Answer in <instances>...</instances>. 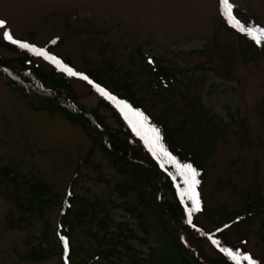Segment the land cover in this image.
<instances>
[{"label":"rangeland","instance_id":"374dc122","mask_svg":"<svg viewBox=\"0 0 264 264\" xmlns=\"http://www.w3.org/2000/svg\"><path fill=\"white\" fill-rule=\"evenodd\" d=\"M229 1L235 6L230 10L233 23H238L233 28L227 26L225 10L220 9L225 0H0V59L20 57L21 52H13L18 46L33 55L36 64L54 69L59 76L70 70L67 62L88 72L70 73L76 99L67 98L61 104L74 112L82 107L97 108L110 128H117L116 119L109 109L98 108L100 91L88 75L101 73L109 91L113 79L140 91L158 79L155 67L163 70L168 83L162 81L163 86H169L172 95L140 100L151 115L166 117L169 124L179 123L187 129L192 116L199 118L200 129L206 122V130L216 123L224 130L202 164L204 207L195 214L205 232L212 234L249 198H264V51L247 50L248 44L238 32L244 25L251 40H264V0ZM255 25L263 27L258 28L260 33L252 28ZM3 41L9 46L2 45ZM146 58L154 64L148 65ZM22 76H29L30 83H23L20 74L0 68V168L10 167L50 186L54 203L46 217L51 242L42 246H58L57 220L69 203L67 193L73 195L70 209L79 204V197L96 199L109 209L111 201H120L113 189L121 179L117 171L121 168L113 165L112 158L94 144L82 125L42 103L43 96L51 95L43 92L30 73ZM183 93L200 105V114ZM60 95L58 99L67 97ZM191 139L195 142L197 136L192 134ZM3 178L0 174V264H63L57 254L40 261L26 258L30 246L36 247L42 239L43 221L37 218L23 228L8 226V220L19 211L12 187ZM165 197L171 195L166 192ZM130 199L135 202L134 196ZM111 215L115 223L111 231L122 233L121 229L131 228L142 237L136 220L122 209H111ZM145 217L154 225L152 241L165 248L168 243L154 216L145 212ZM245 222L244 229L240 224L226 226L224 235L264 262V210ZM92 231L87 219L84 225L74 227L68 264H109L95 253L103 247L97 242L102 231L96 232V237ZM179 232L176 229V234ZM191 235L193 239L202 237V243L189 240L205 259L218 261V256L224 255L218 248L227 245L218 234L210 238ZM129 241L141 258L148 257L146 243ZM156 251V264H164ZM118 256L125 259L122 253Z\"/></svg>","mask_w":264,"mask_h":264},{"label":"trees","instance_id":"16d2710c","mask_svg":"<svg viewBox=\"0 0 264 264\" xmlns=\"http://www.w3.org/2000/svg\"><path fill=\"white\" fill-rule=\"evenodd\" d=\"M241 36L248 44L247 50L253 47L251 51L255 53L264 51V40L253 41L245 33ZM1 44L9 46L7 41ZM14 48L13 52H21L20 57L0 59V68L20 74L19 79L25 84H29L31 80L27 78L29 76L22 75L30 73L33 80L41 84L43 92L51 95L50 97L43 96L42 103H45V106L48 105L50 109L56 108L62 111L67 118L82 125L84 130L93 137L94 144L99 145L110 160L112 158L113 165L121 168L117 170L121 179L115 183L113 189L120 201H111V207L106 209L96 199L89 201L84 197H79L77 198L79 204L70 209L72 205L70 199L73 195L69 193L67 197L69 203L60 212L57 220L59 227L56 235L60 240L58 246L43 247L42 244L47 246L51 242L47 237L49 222L46 217L48 209L54 203L50 186L32 175L18 174L10 167H1L0 174L4 176L3 180L11 185L14 202L19 211L17 217L8 220V226L17 225L23 228L28 222L37 218L43 221L42 239L36 247L30 246L26 253L27 259L40 261L50 254H57L60 262L65 261L62 257L64 245L62 239L69 244L74 227L84 225L87 219L90 231L94 228L91 235L94 234L93 236L96 237V232L102 231L97 242L103 247L95 253L96 256L101 255L106 258L109 264H156V249L160 252L159 259L164 264H264L257 257L249 256L247 250L239 245L238 241L229 242L222 230L219 237L233 253L232 259L220 255L218 261L205 259L197 245L190 242L189 237L193 239L192 232L204 235L206 238L207 232L195 218L191 222L188 221L187 210H193L197 206L204 207V198L200 190L204 181L202 164L215 139L218 136H224V130L217 123L211 126V130H206V122H203L204 127L200 129L198 128L200 127L199 118L192 116L188 120L192 125L187 129L179 123L169 124L166 117L151 115L140 100H148L153 96L169 97L172 95L169 86H163L162 81L165 85L168 84L163 70L155 67L153 71L158 79L153 85L150 84L143 90L132 91L130 83L113 79V82L110 80L113 90L109 92V97L98 92V108L109 109L113 118L116 119L117 128H110L104 123V117L97 108L87 110L82 107L74 112L61 104L65 103L67 98L76 99L70 86V75L65 73L59 76L54 69L48 70L36 64L33 61V55L27 50L18 46ZM67 64L78 71L71 63L67 62ZM89 77L96 84L104 85V77L101 73L94 72L89 74ZM13 87L19 88L14 83ZM119 90L123 92L119 93ZM60 94H65L67 97L58 99ZM182 96L193 107L196 106L195 111L201 113L200 105L190 101L188 94L183 93ZM199 114L198 117L201 116ZM192 134L197 136L195 142L191 139ZM102 141H105L106 145ZM151 186H154L155 190ZM150 190L154 193L152 194ZM166 192L171 195L170 198L165 197ZM131 196L135 197L134 203L130 199ZM162 199L163 201L160 202ZM113 208H120L134 218L142 232V237H138L136 230L131 228L121 229L122 233L111 231L115 224L111 215ZM263 210L264 198L255 195L246 201L240 211L232 214L225 222L227 225L233 224L232 226L240 224L241 229H244L246 228L245 220L254 219L255 215ZM145 212L154 216V222L160 235L166 240L165 243H168L165 248L158 247L152 241L150 231L153 230L154 225L152 226V223L147 220ZM239 217H244V219ZM176 229L180 231L179 234H176ZM194 237L193 240L202 243V237ZM131 238L148 245V257L141 258V252L130 243ZM116 247L122 249L123 252L118 251ZM189 251L191 255L188 254ZM119 253L124 255V260L120 259ZM111 257L110 261L108 258Z\"/></svg>","mask_w":264,"mask_h":264}]
</instances>
